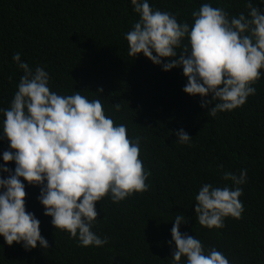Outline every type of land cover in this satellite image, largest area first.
Instances as JSON below:
<instances>
[{
  "label": "trees",
  "instance_id": "16d2710c",
  "mask_svg": "<svg viewBox=\"0 0 264 264\" xmlns=\"http://www.w3.org/2000/svg\"><path fill=\"white\" fill-rule=\"evenodd\" d=\"M203 3L223 7L230 16L248 11V0H149L150 7L190 25ZM252 3L264 9L260 0ZM138 19L131 0H0V108L10 105L23 74L12 59L18 52L29 67L45 68L51 91L101 99L106 116L126 125L130 138L141 137L140 158L151 172L147 192L118 204L108 197L96 204L92 230L107 237L103 247H81L56 230L43 214L39 187L26 183V211L40 221L49 248L38 244L26 251L0 237V264H172L176 214L187 220L182 234L199 239L206 250L215 247L230 264H264V78L245 105L208 116L214 104L203 109L199 96L183 92L182 69L164 72L142 54L128 55L124 35ZM181 128L193 138L191 146L175 142ZM8 147L0 139V157ZM242 169L247 183L240 186L241 219H225L222 229L200 226L194 212L199 188L231 186L223 172L239 175Z\"/></svg>",
  "mask_w": 264,
  "mask_h": 264
},
{
  "label": "clouds",
  "instance_id": "9594fccd",
  "mask_svg": "<svg viewBox=\"0 0 264 264\" xmlns=\"http://www.w3.org/2000/svg\"><path fill=\"white\" fill-rule=\"evenodd\" d=\"M264 3V0H260ZM139 19L124 35L128 55L142 54L164 72L182 69L187 83L183 92L201 98L207 115L231 112L256 94L254 85L264 78V9L248 0L247 15L230 16L223 7L203 3L192 12L193 23L150 7L149 0H131ZM22 71L17 90L7 108H0V139L8 142L0 165V237L8 246L26 251L37 245L46 250L48 241L40 221L26 211V183L39 187L44 216L56 230L66 232L81 247H103L92 229L97 222L96 204L105 197L118 204L133 194L149 190L151 172L140 158L141 137L130 138L126 125L105 115L101 99H88L81 92L61 95L51 91L44 67H29L14 53ZM164 61H167L164 63ZM102 91V90H100ZM211 97V99H207ZM119 110V104L114 105ZM175 142L191 146L184 129ZM14 163V170L7 165ZM247 169L239 175L224 171L223 187L203 184L195 195V217L209 230L225 227V219L239 220L240 201L247 183ZM186 217L176 214L169 246L172 264H230L215 247L205 249L194 236L182 234Z\"/></svg>",
  "mask_w": 264,
  "mask_h": 264
}]
</instances>
